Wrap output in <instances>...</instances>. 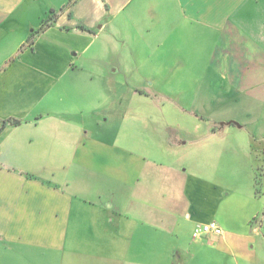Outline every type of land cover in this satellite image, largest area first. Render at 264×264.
Masks as SVG:
<instances>
[{"label":"crops","instance_id":"crops-1","mask_svg":"<svg viewBox=\"0 0 264 264\" xmlns=\"http://www.w3.org/2000/svg\"><path fill=\"white\" fill-rule=\"evenodd\" d=\"M143 58L246 120L160 137ZM263 114L264 0H0V264H264Z\"/></svg>","mask_w":264,"mask_h":264},{"label":"rangeland","instance_id":"rangeland-1","mask_svg":"<svg viewBox=\"0 0 264 264\" xmlns=\"http://www.w3.org/2000/svg\"><path fill=\"white\" fill-rule=\"evenodd\" d=\"M130 61L131 60H128L129 65ZM151 61L152 60H145L144 58L138 60V63L141 64L142 75H138L137 78L146 79V77H148V82L153 80L155 83L152 86L153 90L151 89V91L147 92L148 94L146 93V95L140 94L133 96L132 91L128 89L127 98L140 99L141 101H144V106L141 108V111H143L141 114L144 116L151 114L159 115L161 118L164 116L168 117V119H164L165 122L158 124V135L160 137H163L164 135L170 136L175 132L188 133L193 131L196 126L203 128L206 125L208 126L209 123H214L225 118H232V116H236L237 122L239 123L246 120L248 104L244 99H241L239 106L229 108V110H217L216 105L212 106L209 99H206L207 104L203 105L200 97L198 98L199 92L194 89L195 86L193 85V82H190L189 80V78L194 76L189 77L182 74L177 76L174 75L172 76V79H170L171 76H166V74H151V70H149L150 66H152L150 65L152 63ZM166 64V66H168L167 60ZM97 84H99V82H97ZM196 95L197 99L194 100ZM151 100L154 103L153 106L149 103ZM214 110L217 111L214 112ZM206 116L209 118V123L205 122L206 118L202 119V117ZM145 125L146 124L142 125V127H145ZM167 126L170 128L167 129ZM230 126L234 128L236 125L232 124ZM252 126V124L247 125L249 131L253 130ZM262 128H264V121H262L261 127L260 125H258V127H254L255 131L258 133L262 130L264 131ZM184 231L185 235H188L187 227L184 228Z\"/></svg>","mask_w":264,"mask_h":264},{"label":"built area","instance_id":"built-area-1","mask_svg":"<svg viewBox=\"0 0 264 264\" xmlns=\"http://www.w3.org/2000/svg\"><path fill=\"white\" fill-rule=\"evenodd\" d=\"M224 233L223 228L215 221L198 224L193 231V238L195 240H201L204 236L207 235H222Z\"/></svg>","mask_w":264,"mask_h":264}]
</instances>
